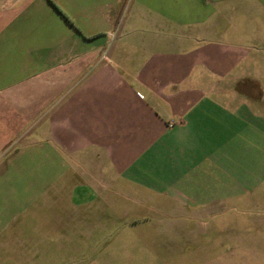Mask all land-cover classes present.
<instances>
[{"label": "crops", "instance_id": "1", "mask_svg": "<svg viewBox=\"0 0 264 264\" xmlns=\"http://www.w3.org/2000/svg\"><path fill=\"white\" fill-rule=\"evenodd\" d=\"M21 141L77 218L264 201V0H0L1 173Z\"/></svg>", "mask_w": 264, "mask_h": 264}, {"label": "rangeland", "instance_id": "2", "mask_svg": "<svg viewBox=\"0 0 264 264\" xmlns=\"http://www.w3.org/2000/svg\"><path fill=\"white\" fill-rule=\"evenodd\" d=\"M145 1L178 20L199 21L214 8V0ZM37 143H18L0 172V264H264L262 197L217 218L144 211L77 218L71 203L55 202L68 189L61 192Z\"/></svg>", "mask_w": 264, "mask_h": 264}, {"label": "trees", "instance_id": "3", "mask_svg": "<svg viewBox=\"0 0 264 264\" xmlns=\"http://www.w3.org/2000/svg\"><path fill=\"white\" fill-rule=\"evenodd\" d=\"M54 7H55V9L58 11V13H60L68 22H69V24L71 25V26H73L74 27V25L67 19V17L65 16V15H63V13L54 5ZM74 29L80 34V35H82L81 34V32L77 29V28H75L74 27Z\"/></svg>", "mask_w": 264, "mask_h": 264}]
</instances>
